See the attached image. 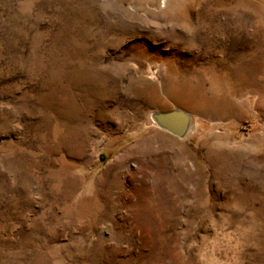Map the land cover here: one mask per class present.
Segmentation results:
<instances>
[{
	"label": "rangeland",
	"instance_id": "1",
	"mask_svg": "<svg viewBox=\"0 0 264 264\" xmlns=\"http://www.w3.org/2000/svg\"><path fill=\"white\" fill-rule=\"evenodd\" d=\"M0 264H264V0H0Z\"/></svg>",
	"mask_w": 264,
	"mask_h": 264
},
{
	"label": "water",
	"instance_id": "2",
	"mask_svg": "<svg viewBox=\"0 0 264 264\" xmlns=\"http://www.w3.org/2000/svg\"><path fill=\"white\" fill-rule=\"evenodd\" d=\"M151 117L162 130L180 139L186 138L192 130V115L182 108L153 112Z\"/></svg>",
	"mask_w": 264,
	"mask_h": 264
},
{
	"label": "bare ground",
	"instance_id": "3",
	"mask_svg": "<svg viewBox=\"0 0 264 264\" xmlns=\"http://www.w3.org/2000/svg\"><path fill=\"white\" fill-rule=\"evenodd\" d=\"M170 99L175 101L177 104H190L193 101V95L190 92L183 90V89H175L170 90ZM150 99L157 100V96L155 93L151 92L149 94ZM160 98V97H159ZM159 101L163 104L164 101L159 99ZM218 111H222V109L218 108Z\"/></svg>",
	"mask_w": 264,
	"mask_h": 264
},
{
	"label": "trees",
	"instance_id": "4",
	"mask_svg": "<svg viewBox=\"0 0 264 264\" xmlns=\"http://www.w3.org/2000/svg\"><path fill=\"white\" fill-rule=\"evenodd\" d=\"M101 156H102V161H104L105 160V156L103 154Z\"/></svg>",
	"mask_w": 264,
	"mask_h": 264
}]
</instances>
